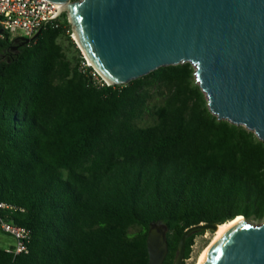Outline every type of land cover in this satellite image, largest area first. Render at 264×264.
I'll return each instance as SVG.
<instances>
[{
    "label": "trees",
    "instance_id": "16d2710c",
    "mask_svg": "<svg viewBox=\"0 0 264 264\" xmlns=\"http://www.w3.org/2000/svg\"><path fill=\"white\" fill-rule=\"evenodd\" d=\"M61 19L16 54L0 40V201L31 233L28 254L0 248V264H147L152 223L173 264L192 226L264 222V142L209 112L193 67L106 85L67 58Z\"/></svg>",
    "mask_w": 264,
    "mask_h": 264
},
{
    "label": "water",
    "instance_id": "95a60500",
    "mask_svg": "<svg viewBox=\"0 0 264 264\" xmlns=\"http://www.w3.org/2000/svg\"><path fill=\"white\" fill-rule=\"evenodd\" d=\"M47 1L61 5L75 44L106 84L127 85L159 68L188 63L209 112L264 142V0ZM32 39L9 44L25 46ZM240 217L201 264H264V222ZM216 226L185 230L173 264H182L189 236ZM166 233L165 224H150L147 264L163 263Z\"/></svg>",
    "mask_w": 264,
    "mask_h": 264
},
{
    "label": "built area",
    "instance_id": "2783aa9c",
    "mask_svg": "<svg viewBox=\"0 0 264 264\" xmlns=\"http://www.w3.org/2000/svg\"><path fill=\"white\" fill-rule=\"evenodd\" d=\"M63 14L61 5L47 0H0V40L11 42L15 38L32 39L38 32L47 28H64L60 21ZM82 66L91 68L92 75L100 78L88 61L86 66L83 61ZM99 82L106 84L101 78ZM22 212L24 209L0 201V232L14 241V244L6 247L4 251L13 259L29 252L30 231L15 225L10 220L11 216Z\"/></svg>",
    "mask_w": 264,
    "mask_h": 264
},
{
    "label": "rangeland",
    "instance_id": "374dc122",
    "mask_svg": "<svg viewBox=\"0 0 264 264\" xmlns=\"http://www.w3.org/2000/svg\"><path fill=\"white\" fill-rule=\"evenodd\" d=\"M62 21V19H61ZM73 33L70 34V39L73 42V46L66 40L65 37H60L58 43L63 49V52L67 58L71 59L74 63L80 56L84 60L86 66L87 59L84 57L83 53L79 50L78 46L75 44L74 38L72 39ZM161 95L159 93H154L152 99L150 100V105L158 104L161 102ZM214 233L212 231H204L196 233L193 239V244L189 257L184 260L182 264H197L199 258L202 256L203 252L208 248L212 239L214 238ZM14 241L11 237L0 232V248L5 249L9 245H13Z\"/></svg>",
    "mask_w": 264,
    "mask_h": 264
},
{
    "label": "bare ground",
    "instance_id": "6f19581e",
    "mask_svg": "<svg viewBox=\"0 0 264 264\" xmlns=\"http://www.w3.org/2000/svg\"><path fill=\"white\" fill-rule=\"evenodd\" d=\"M74 38L73 41H75V43L77 45H79L78 40L76 38L75 35H72V39ZM88 61V64L91 66V63ZM241 219V217H237L232 221L226 222L225 224L222 225H217L215 230H214V238L212 239L210 245L208 246V248L203 252L202 256L199 258L198 263L197 264H201L204 260V258L206 257V255L208 254V252L210 251V249L215 245V243L221 238V236L226 233L228 230H230L235 224H237L239 222V220Z\"/></svg>",
    "mask_w": 264,
    "mask_h": 264
},
{
    "label": "flooded vegetation",
    "instance_id": "af4514ba",
    "mask_svg": "<svg viewBox=\"0 0 264 264\" xmlns=\"http://www.w3.org/2000/svg\"><path fill=\"white\" fill-rule=\"evenodd\" d=\"M21 47H22V42L17 41V42H14L12 44H8V51L16 54Z\"/></svg>",
    "mask_w": 264,
    "mask_h": 264
}]
</instances>
